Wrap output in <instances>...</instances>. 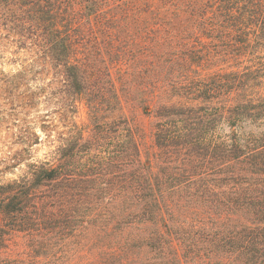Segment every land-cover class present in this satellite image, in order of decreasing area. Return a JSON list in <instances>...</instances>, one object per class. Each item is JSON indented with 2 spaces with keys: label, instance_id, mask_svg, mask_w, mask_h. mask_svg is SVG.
<instances>
[{
  "label": "trees",
  "instance_id": "trees-1",
  "mask_svg": "<svg viewBox=\"0 0 264 264\" xmlns=\"http://www.w3.org/2000/svg\"><path fill=\"white\" fill-rule=\"evenodd\" d=\"M0 39L33 56L9 95L39 64L58 106L6 161L0 264H264V0H0Z\"/></svg>",
  "mask_w": 264,
  "mask_h": 264
},
{
  "label": "rangeland",
  "instance_id": "rangeland-1",
  "mask_svg": "<svg viewBox=\"0 0 264 264\" xmlns=\"http://www.w3.org/2000/svg\"><path fill=\"white\" fill-rule=\"evenodd\" d=\"M32 58L30 53L18 48L14 43L0 39V112L4 119L0 123V184L15 180L23 173L24 166L18 169H9L6 166V161L21 149V131L29 127L45 139L41 127L43 120L55 116V109L58 107L57 98L51 95L55 87L50 82L52 76L43 74V67L39 64L26 75L24 85L20 89L22 99L16 98L15 93L9 95L6 79L26 67ZM29 93L34 94V106L25 105ZM76 121L88 131L89 122L85 106H79ZM148 140L147 145H150V137ZM37 148L35 159L43 160L46 148Z\"/></svg>",
  "mask_w": 264,
  "mask_h": 264
}]
</instances>
